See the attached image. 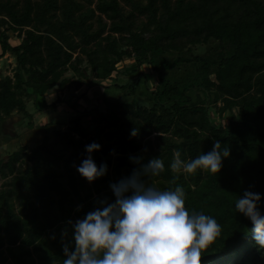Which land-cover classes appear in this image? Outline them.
Listing matches in <instances>:
<instances>
[{
  "label": "trees",
  "instance_id": "obj_1",
  "mask_svg": "<svg viewBox=\"0 0 264 264\" xmlns=\"http://www.w3.org/2000/svg\"><path fill=\"white\" fill-rule=\"evenodd\" d=\"M6 54L15 67L0 72V130L9 117L34 123V112L56 108L54 90L69 94L71 115L39 123L37 145L0 157V264H62L68 221L112 201L109 184L156 156L163 170L146 183L181 185L185 208L220 225L200 264H264L251 222L234 207L247 190L260 194L264 213V0H0ZM144 64L157 74L152 87ZM96 87H127L147 104L114 98L80 110ZM214 140L230 148L218 174L170 169ZM91 142L107 172L88 182L76 168Z\"/></svg>",
  "mask_w": 264,
  "mask_h": 264
},
{
  "label": "clouds",
  "instance_id": "obj_2",
  "mask_svg": "<svg viewBox=\"0 0 264 264\" xmlns=\"http://www.w3.org/2000/svg\"><path fill=\"white\" fill-rule=\"evenodd\" d=\"M131 135H136L135 129ZM99 149L96 142L85 145L87 155L77 165V172L88 182L107 172L106 164L97 166L92 158ZM229 156L230 148L214 140L211 150L189 160L174 159L169 167L188 175L197 171L218 174ZM163 167L159 157L150 158L130 175L109 184L112 201L99 200L82 218L69 220L71 240L62 244V264H200L204 251L220 235V225L211 215L185 208L181 185L159 189L146 183V177L158 176ZM260 199L259 193L246 190L234 207L251 222L252 239L264 249Z\"/></svg>",
  "mask_w": 264,
  "mask_h": 264
},
{
  "label": "rangeland",
  "instance_id": "obj_3",
  "mask_svg": "<svg viewBox=\"0 0 264 264\" xmlns=\"http://www.w3.org/2000/svg\"><path fill=\"white\" fill-rule=\"evenodd\" d=\"M18 41L19 40L15 36H11L10 42L12 44H16ZM202 49L203 48H200V50ZM129 62L130 61H127L126 63ZM14 67L15 58L12 55L6 54L4 57H0L1 73L5 75H12L14 72ZM141 68L148 78L149 85L152 87L158 78L156 72H153L151 68H149L146 64L142 65ZM136 76L137 74H133L131 76V79H135ZM126 79V75L123 74L117 78L118 81H124ZM143 86L144 84L142 83V88ZM94 89L95 90L93 91L88 90L85 95V98L79 100L78 105L80 106V110L83 109V107L93 108L94 105L103 106L105 101L108 102L109 100H114V98L119 100H130L134 103L147 104V102L143 98V93H140L138 98L135 96L128 97V95L126 94L128 90L127 87L119 89H115L112 87H109L107 89H105L104 87H96ZM98 91L99 97H97L98 93H94ZM141 91H143V89ZM58 95L62 98V100L58 103V106L56 108L48 107L43 112H34V123H29L27 118L20 119L19 116L9 117L6 121L3 122L0 130V157L4 155L7 156L8 153L18 150L21 146L24 145L28 147H33L37 145L41 141L45 133L44 128L38 125L39 123H44L45 121L56 122L68 120L69 116L71 115L67 114V111L70 113V103L66 102L65 100L70 98L69 94H59L58 91L54 90L51 94L47 96V99L51 101L55 99ZM69 101L71 102V99ZM28 109L31 112L34 110L32 104L28 105ZM84 122H86V119H84ZM7 263L8 261H6V264Z\"/></svg>",
  "mask_w": 264,
  "mask_h": 264
},
{
  "label": "crops",
  "instance_id": "obj_4",
  "mask_svg": "<svg viewBox=\"0 0 264 264\" xmlns=\"http://www.w3.org/2000/svg\"><path fill=\"white\" fill-rule=\"evenodd\" d=\"M84 98H85V97H83V98H81V99H84ZM81 99H80V100H81ZM67 114H69V115H70V113H69L68 111H67ZM69 117H70V116H69Z\"/></svg>",
  "mask_w": 264,
  "mask_h": 264
},
{
  "label": "water",
  "instance_id": "obj_5",
  "mask_svg": "<svg viewBox=\"0 0 264 264\" xmlns=\"http://www.w3.org/2000/svg\"><path fill=\"white\" fill-rule=\"evenodd\" d=\"M14 117V116H13Z\"/></svg>",
  "mask_w": 264,
  "mask_h": 264
}]
</instances>
